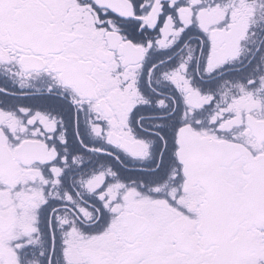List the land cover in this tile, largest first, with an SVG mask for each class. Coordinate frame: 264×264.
<instances>
[{
	"label": "snow or ice",
	"instance_id": "snow-or-ice-1",
	"mask_svg": "<svg viewBox=\"0 0 264 264\" xmlns=\"http://www.w3.org/2000/svg\"><path fill=\"white\" fill-rule=\"evenodd\" d=\"M0 264H264V0H0Z\"/></svg>",
	"mask_w": 264,
	"mask_h": 264
}]
</instances>
